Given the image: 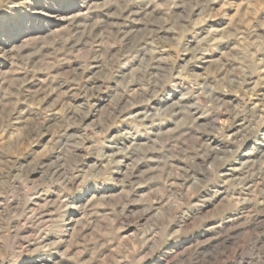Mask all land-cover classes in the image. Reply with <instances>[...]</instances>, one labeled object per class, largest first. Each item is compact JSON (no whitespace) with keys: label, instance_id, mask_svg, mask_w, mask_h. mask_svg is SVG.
<instances>
[{"label":"rangeland","instance_id":"rangeland-1","mask_svg":"<svg viewBox=\"0 0 264 264\" xmlns=\"http://www.w3.org/2000/svg\"><path fill=\"white\" fill-rule=\"evenodd\" d=\"M0 264H264V0H0Z\"/></svg>","mask_w":264,"mask_h":264}]
</instances>
